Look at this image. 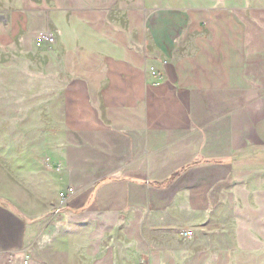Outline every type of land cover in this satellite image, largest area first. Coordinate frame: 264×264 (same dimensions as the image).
Segmentation results:
<instances>
[{
  "label": "crops",
  "instance_id": "crops-1",
  "mask_svg": "<svg viewBox=\"0 0 264 264\" xmlns=\"http://www.w3.org/2000/svg\"><path fill=\"white\" fill-rule=\"evenodd\" d=\"M0 53L69 190L22 206L0 148V264H264V0H0Z\"/></svg>",
  "mask_w": 264,
  "mask_h": 264
},
{
  "label": "rangeland",
  "instance_id": "rangeland-1",
  "mask_svg": "<svg viewBox=\"0 0 264 264\" xmlns=\"http://www.w3.org/2000/svg\"><path fill=\"white\" fill-rule=\"evenodd\" d=\"M17 58L0 53V80L19 81V74L13 73V65ZM9 96L0 100V148L3 150L4 161L19 160L20 187L17 193L20 204L24 207L36 208L40 206L42 196L52 200L51 210L57 211L59 206L65 204L69 190L64 191L55 184V179L46 177L48 154L44 152L45 138L42 136V103L31 105L28 103L25 89H16L20 93L19 103L11 101L12 90H5ZM33 91V90H32ZM36 91H39L36 89ZM31 113L35 114L34 121L30 120ZM41 162L40 167L34 168L35 162ZM33 163V164H32ZM33 167V168H32ZM59 167L60 164H53ZM51 211V212H52ZM3 264H45L42 252L36 254V263L27 249L20 252L17 257H5Z\"/></svg>",
  "mask_w": 264,
  "mask_h": 264
},
{
  "label": "built area",
  "instance_id": "built-area-1",
  "mask_svg": "<svg viewBox=\"0 0 264 264\" xmlns=\"http://www.w3.org/2000/svg\"><path fill=\"white\" fill-rule=\"evenodd\" d=\"M41 37L43 39L53 41L55 38V35L52 32L46 31V32H42ZM152 72L154 74H158L157 70H155V69H153ZM179 233L182 237L189 238V237L193 236L194 231L191 228L182 227V228H179Z\"/></svg>",
  "mask_w": 264,
  "mask_h": 264
}]
</instances>
